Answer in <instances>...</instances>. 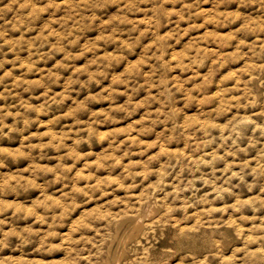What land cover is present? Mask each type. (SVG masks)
<instances>
[{"label":"rangeland","instance_id":"obj_1","mask_svg":"<svg viewBox=\"0 0 264 264\" xmlns=\"http://www.w3.org/2000/svg\"><path fill=\"white\" fill-rule=\"evenodd\" d=\"M263 64L264 0H0V264H102L149 198L119 264H264Z\"/></svg>","mask_w":264,"mask_h":264},{"label":"bare ground","instance_id":"obj_2","mask_svg":"<svg viewBox=\"0 0 264 264\" xmlns=\"http://www.w3.org/2000/svg\"><path fill=\"white\" fill-rule=\"evenodd\" d=\"M262 68V71L264 72V64L261 66ZM255 78V77H254ZM257 79V78H256ZM260 80V79H259ZM253 82V81H252ZM21 175V174H20ZM22 176V175H21ZM25 177V176H24ZM38 186V185H37ZM38 199V198H37ZM158 209V207H157V205H156V203L152 200V199H145V201L142 203V205H141V207L139 208V210L137 211V212H135V213H133V214H126V215H124V216H122V217H117V219H112V220H114L113 221V223H112V234H111V236H110V238L104 243L105 244V253L101 256V263L102 264H119L120 263V261H121V259L123 258V257H125L127 254H128V252L131 250V248H132V244L133 243H135L137 240H138V238H139V236H140V234L142 233V231H144L143 230V228H144V226H145V224L147 223V222H144L146 219H148V218H150L151 216L153 217V215L156 213V211H158L157 210ZM168 210V209H167ZM164 212H165V210H164ZM162 215V214H161ZM151 217V218H152ZM157 217V216H156ZM158 217H159V215H158ZM171 218V217H170ZM155 219V218H154ZM154 219L152 220V221H154ZM149 221V220H148ZM151 222V221H150ZM171 222V221H170ZM149 223V222H148ZM148 223H147V225H148ZM172 224V223H171ZM146 225V226H147ZM168 225L169 224H167V228H168ZM171 226V225H170ZM156 227H158L157 225H156ZM175 227H177V226H175ZM200 227V226H199ZM173 228V227H172ZM203 228V227H202ZM151 229V228H150ZM165 229V228H164ZM171 229V228H170ZM154 230V229H153ZM201 230V229H200ZM164 231V230H163ZM170 231V230H169ZM174 231V230H173ZM185 231V230H184ZM202 231V230H201ZM191 232H193V231H191ZM191 232L189 233L190 235H192L191 234ZM198 232V231H197ZM204 232V231H203ZM144 233V232H143ZM160 233V232H159ZM164 234L166 233V232H163ZM174 233V235L176 236V238L177 239H179V240H182L183 238H186V237H184V235H182L181 233H177V231H174L173 232ZM196 233V232H195ZM207 233V232H206ZM197 235H198V233H196ZM201 234V233H200ZM203 234H205V233H203ZM149 235V234H148ZM151 235V234H150ZM158 236L160 235V234H157ZM171 235V234H170ZM189 235V236H190ZM195 235V234H194ZM197 235H195L196 236V238H197ZM202 235V234H201ZM142 236H144V235H142ZM156 236V235H155ZM167 236V235H166ZM169 236V235H168ZM183 236V237H182ZM195 236H193L194 238H195ZM199 236V235H198ZM209 236V235H208ZM207 235H206V237H208ZM141 237V236H140ZM147 237V236H146ZM145 237V238H146ZM160 238V237H159ZM190 238V237H189ZM196 238H195V240H196ZM140 239V241L142 240L141 238H139ZM151 239V238H150ZM162 239V238H161ZM172 239H175V238H172ZM192 239V238H191ZM200 239V238H199ZM201 239H205V237L204 238H201ZM143 240H144V238H143ZM185 240H187V238L185 239ZM194 240V239H193ZM194 240V241H195ZM198 240V239H197ZM208 240H209V238H208ZM193 241V242H194ZM200 241V240H199ZM207 241V240H206ZM210 241V240H209ZM208 241V242H209ZM148 242V241H147ZM147 242H146V244H147ZM152 242V241H151ZM196 242V241H195ZM201 242H203V241H201ZM205 242V241H204ZM142 243H144V242H142ZM192 243V242H191ZM210 243V242H209ZM136 244V243H135ZM149 244V243H148ZM205 244H206V242H205ZM211 244V243H210ZM152 245H153V243H152ZM203 245V244H202ZM172 246H173V244H172ZM210 246V245H209ZM209 246H208V248H209ZM103 247V246H102ZM146 247V246H145ZM145 247H144V250H145ZM150 247V246H149ZM166 247V246H165ZM169 247H171V246H169ZM212 247V246H211ZM152 248H154V247H152ZM205 248V247H204ZM159 250H160V248H158ZM163 249V248H162ZM171 249V248H170ZM174 249H176L175 247H174ZM172 250V249H171ZM135 251V250H134ZM150 251H152L151 249H150ZM157 251V250H156ZM173 251V250H172ZM204 251V250H203ZM133 252V251H132ZM131 252V254H133ZM145 252V251H144ZM153 253H154V251H152ZM161 252V251H160ZM159 252V253H160ZM171 252V251H170ZM208 252V251H207ZM139 253H140V251H139ZM146 253V252H145ZM153 253H151V254H153ZM162 253V252H161ZM165 253V252H164ZM167 253V252H166ZM196 253H198V252H196ZM202 253V252H201ZM211 252H209V254H210ZM137 254V253H136ZM141 254V253H140ZM140 254H139V256H140ZM150 254V255H151ZM156 254V253H155ZM157 254H158V252H157ZM170 254V253H169ZM200 254V253H199ZM198 254V255H199ZM143 255V254H142ZM149 255V256H150ZM164 255V254H163ZM162 255V256H163ZM207 255V254H206ZM85 256V255H84ZM138 256V257H139ZM148 256V257H149ZM154 256V255H153ZM156 256H158V255H156ZM156 256H154V257H156ZM165 256V255H164ZM167 256H168V253H167ZM208 256V255H207ZM88 257V256H87ZM135 257V256H134ZM141 257V256H140ZM143 257H144V255H143ZM152 257V256H151ZM151 257H149V258H151ZM97 258V257H96ZM132 258V257H131ZM142 258V257H141ZM148 258V259H149ZM158 258V257H157ZM156 258V259H157ZM162 258V257H161ZM204 258H205V254H204ZM98 259V258H97ZM125 259V258H124ZM127 259V258H126ZM125 259V260H126ZM132 259H134V258H132ZM132 259H130V261L132 260ZM152 259V258H151ZM154 259V258H153ZM155 259V260H156ZM129 261V262H130ZM100 262V261H99ZM124 262V261H123ZM133 262V261H132ZM155 262V261H154ZM157 262V261H156ZM156 262H155V264H156ZM98 263V261L96 262V264ZM128 264V263H127Z\"/></svg>","mask_w":264,"mask_h":264}]
</instances>
